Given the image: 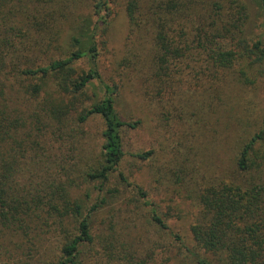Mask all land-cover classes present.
Masks as SVG:
<instances>
[{"label":"rangeland","instance_id":"obj_1","mask_svg":"<svg viewBox=\"0 0 264 264\" xmlns=\"http://www.w3.org/2000/svg\"><path fill=\"white\" fill-rule=\"evenodd\" d=\"M93 1L54 0L36 20L40 21L39 35L34 24V30L14 24L17 30L9 36L16 44L25 40L34 44V52L20 54L30 55V65L66 58L74 50L71 38L82 21L96 20ZM217 1L223 9L215 17L211 4ZM245 1L248 9L244 16L232 9L229 0H184L180 13L161 9L159 14L171 22L179 40H194L195 28L220 33L222 37L215 40H264V16L255 0ZM111 7L110 27L98 49L100 70L105 80L119 88L117 111L124 119L139 123L126 135L119 172L127 184L144 191L145 202L163 218L167 229L152 224L150 207L138 198L134 187L119 183L117 173L102 192L97 190L98 183L86 179L101 162L100 118H91L81 127L72 115H64L53 129L54 136L44 135L43 105L49 93L53 95L50 98L60 96L51 80L50 90L38 98L24 95L17 82L8 94L11 107L23 114L16 137L28 150L21 167L29 173L24 181L17 176L14 193L24 196L37 190L41 195L42 190H49L59 195L64 187L66 200L91 207L119 184L118 197L91 216L95 241L83 249L79 264H135L146 257L147 264H194L175 236L190 239L189 229L199 215L195 198L201 186L219 175L226 181L233 179L240 147L260 129L264 61L250 66L238 59L233 68L222 69L194 50L185 59L173 61L172 75L161 79L152 66L153 24L136 26L138 33L133 32L125 1L113 0ZM70 68V79H77L88 70V63L80 60ZM61 129L66 131L63 136L58 135ZM143 152H152L147 161L135 157ZM253 159L255 163L264 160V141ZM54 216H43L35 224L36 231L29 226V239L20 238L19 232L0 234V257L8 258L0 264H53L66 231L74 226L70 218ZM147 233L153 238H146Z\"/></svg>","mask_w":264,"mask_h":264},{"label":"trees","instance_id":"obj_2","mask_svg":"<svg viewBox=\"0 0 264 264\" xmlns=\"http://www.w3.org/2000/svg\"><path fill=\"white\" fill-rule=\"evenodd\" d=\"M125 13L133 32L138 33L142 25L150 24L155 28L152 33L154 58L152 66L161 79L172 75L173 61H180L194 50H200L217 67L233 68L238 59L248 61L250 66L264 61V40H215L220 33L203 31L195 28L194 40H179L171 29V22L160 16V10L180 11L184 0H124ZM237 14L244 16L248 9L245 0H229ZM264 16V0H255ZM54 0H0V234L5 231L19 232L20 238L29 239L28 230L36 231L35 224L43 216L59 219L70 218L74 222L72 230L66 231L58 248V255L53 264H79L84 248L95 241L90 218L107 201L118 197L120 185L106 192L97 203L88 207L80 202L66 200L64 187L57 191L42 194L35 192L21 195L14 193L17 176L25 180L27 170H22L28 150L23 140L16 135L21 129L23 114L10 105L9 92L15 83L24 95L38 98L42 92L50 90L48 81H53L58 98L47 97L42 113L45 119L44 135L54 136L56 123L60 118L72 115L81 127L89 119L97 117L103 123L101 132L100 165L86 174L90 183H98L97 190L103 191L113 174L117 173L120 184L134 187L145 206L150 207L149 219L161 230L167 226L163 218L145 202L146 194L137 185L127 184V179L119 168L125 157L123 143L126 135L135 131L138 122L124 119L117 111L116 100L119 88L105 80L100 70L99 45L110 27L113 0H94L93 10L96 20L82 21L75 36L71 38L72 50L66 58L51 60L45 65H30V55L22 52H34V44L28 40L16 44L9 34L17 30L19 24L37 31L40 21L47 11V6ZM151 2V3H150ZM150 3V4H149ZM149 4V6H145ZM215 17L222 11V4L212 2ZM159 8L156 10V8ZM13 21V22H12ZM215 22H212V26ZM210 25V24H209ZM155 26V27H154ZM228 32V31H226ZM171 34V35H170ZM182 35V34H181ZM35 43V42H34ZM104 43V42H103ZM36 44V43H35ZM30 54V53H29ZM85 60L88 70L77 79H70L68 72L71 65ZM168 81V80H167ZM65 111V112H64ZM62 114V115H61ZM65 129V128H64ZM61 129L58 135L66 131ZM264 141V115L258 132L253 134L241 147L234 163L235 177L230 181L223 176L206 180L195 198L199 215L191 225L190 239L175 236L194 264H264V169L256 174L253 170L264 168V160L255 163L257 146ZM152 152L138 153L135 157L147 161ZM263 176V177H262ZM50 197V201L47 198ZM33 223V224H32ZM146 238L153 236L147 233ZM8 258L0 257V261ZM143 258L135 264H147ZM6 264H13L9 261Z\"/></svg>","mask_w":264,"mask_h":264}]
</instances>
